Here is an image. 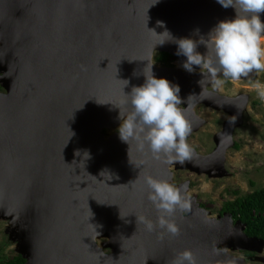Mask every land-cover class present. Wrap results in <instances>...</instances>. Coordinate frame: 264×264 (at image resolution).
<instances>
[{"label": "water", "instance_id": "water-1", "mask_svg": "<svg viewBox=\"0 0 264 264\" xmlns=\"http://www.w3.org/2000/svg\"><path fill=\"white\" fill-rule=\"evenodd\" d=\"M234 16L217 0H0V219L8 221L6 234L25 264H172L184 250L197 264H245L224 251L232 243L230 219L209 218L194 198L199 219L179 209L171 217L177 236L161 238L163 230L148 232L140 222L159 216L146 177L170 183L172 164L203 173L200 167L216 153L223 172L231 130L247 104L244 95L228 98L208 90L211 84L201 88L200 72L156 67L155 53L178 57L177 45L159 44L166 38L159 34L167 29L175 38H207L219 21ZM260 17L264 21V12ZM151 64L157 78L179 84L190 134L202 124L195 106L234 104L223 147L216 144L208 156L192 148L180 163L164 154L153 158L119 134L105 138L102 130L118 127L119 112L131 110L125 101ZM243 229L237 222L233 235L250 246L238 250L260 253L264 241ZM156 249L163 253L155 255Z\"/></svg>", "mask_w": 264, "mask_h": 264}, {"label": "clouds", "instance_id": "clouds-1", "mask_svg": "<svg viewBox=\"0 0 264 264\" xmlns=\"http://www.w3.org/2000/svg\"><path fill=\"white\" fill-rule=\"evenodd\" d=\"M217 3L226 9L233 8L235 16L219 21L207 38H175L167 29L159 34L166 37L159 44L173 41L177 45L178 65L180 56L185 58L181 63L183 72L187 71L190 75L200 72L202 79L197 83L201 88L211 84L218 89L227 79L240 80L254 72H264V21L260 17L264 12V0H217ZM158 24L164 27V22ZM200 45L206 48V52L198 51ZM152 69L153 64L147 74L143 73L144 83L134 86L130 101H125L131 105V110L125 115L119 112V138L128 145L135 141L141 152L147 148L153 158L164 154L183 163L193 152L187 143L191 127L184 114L185 109L181 107L185 101L180 96L179 84L163 77L157 78ZM124 81L126 85L129 83ZM255 88L260 98L264 99V86L257 82ZM85 153L88 157L89 154ZM146 183L150 189L148 199L159 216L155 222L146 217H141L140 222L148 232L157 228L163 230L161 238L164 234L179 235L180 229L171 217L178 209L189 208L186 198L177 187L165 180L149 176ZM172 264H197V261L191 250H184L177 254Z\"/></svg>", "mask_w": 264, "mask_h": 264}, {"label": "rangeland", "instance_id": "rangeland-1", "mask_svg": "<svg viewBox=\"0 0 264 264\" xmlns=\"http://www.w3.org/2000/svg\"><path fill=\"white\" fill-rule=\"evenodd\" d=\"M158 55L159 53L154 54L153 64L165 68L162 66L164 63L156 60ZM178 60V57L173 56L168 67L177 69ZM257 82L264 86V72H255L253 78L227 79L218 89H214L212 85L208 87V90L228 98L241 95L247 97V104L240 114V121L230 133L232 144L224 153L223 174L218 171L220 173L218 177L210 178L204 173L170 168L174 180L173 186L185 181L189 182L188 197L195 198L210 212L211 218H216L223 211L226 203L245 199L256 191L264 189V103L255 88ZM0 93H4L1 86ZM194 113L202 124L187 137V143L197 154L208 156L215 150V137L224 132L228 116L203 104L195 106ZM118 128L119 126L111 130L104 129L102 132L105 138H108L115 133L118 134ZM8 228V221L0 219V258L5 262H11L13 256L18 255L15 251L16 243L6 234ZM102 241L99 240L97 244L100 245ZM105 252L110 253V250ZM233 255L244 260L245 264H263L261 258L264 257V247L260 253H253L251 256L239 251L233 252Z\"/></svg>", "mask_w": 264, "mask_h": 264}, {"label": "trees", "instance_id": "trees-1", "mask_svg": "<svg viewBox=\"0 0 264 264\" xmlns=\"http://www.w3.org/2000/svg\"><path fill=\"white\" fill-rule=\"evenodd\" d=\"M170 58L173 56L167 53H159L156 60L167 65ZM223 211L230 214L233 220L245 225L244 233L248 237H255L264 241V189L256 191L245 199L226 203ZM25 262V259L20 255H14L11 262H5L0 258V264H25Z\"/></svg>", "mask_w": 264, "mask_h": 264}, {"label": "bare ground", "instance_id": "bare-ground-1", "mask_svg": "<svg viewBox=\"0 0 264 264\" xmlns=\"http://www.w3.org/2000/svg\"><path fill=\"white\" fill-rule=\"evenodd\" d=\"M185 58H183V57H181V60L179 61V67H178V69H180L181 71L183 70V71H185L182 67H181V63H182V61L184 60ZM187 72V71H186ZM211 105H214V107H219V108H221L220 110H224L229 116H230V118H234V116L236 115V109H235V106H234V104H231V103H229V102H222V103H220V101H212V102H209ZM206 106V105H205ZM209 107H212V106H209ZM214 107H212V108H214ZM217 110H219V109H217ZM191 127V126H190ZM221 136H220V140H221V142H219L217 139H216V137H215V141H214V143L215 144H218L220 147H223L224 146V144L226 143V138H227V132L225 131V133H221L220 134ZM216 146V145H215ZM220 149V148H219ZM217 153L216 154H214V156H213V158H211L209 161H207V162H205V166L203 165L202 167H200V168H202L204 171H203V173L204 172H207V173H204V174H207V175H209V177H214V176H218L219 174H218V168L220 167L218 164V159H217ZM173 165V164H172ZM172 165H170L169 167H171ZM174 166V165H173ZM168 167V168H169ZM234 233H235V231H234ZM234 233H227V235H228V238H231L230 239V241L232 242L231 243V247H226L225 249H224V251H226L227 249H230V251L231 250H236V249H238L237 247H243V248H245V247H249L250 246V243L248 242V241H246V240H242L241 239V237H240V234H237V235H233ZM234 243H236L238 246H236V247H234L233 246V244ZM251 247H253V245L251 246Z\"/></svg>", "mask_w": 264, "mask_h": 264}, {"label": "flooded vegetation", "instance_id": "flooded-vegetation-1", "mask_svg": "<svg viewBox=\"0 0 264 264\" xmlns=\"http://www.w3.org/2000/svg\"><path fill=\"white\" fill-rule=\"evenodd\" d=\"M171 59L172 58H170V61L168 62V64L171 62ZM168 64L166 65V64H162V66H164L165 68H169L168 67ZM208 108H211V107H208ZM211 109H214V108H211ZM214 110H216V109H214ZM218 111H220V112H224L227 116H228V120L225 122V126H226V124L231 120V118H230V116L224 111V110H218ZM220 136L221 135H219L216 139L219 141V142H221V138H220ZM215 141V140H214ZM216 145V144H215ZM170 168H174V166L172 165L171 167H169V169ZM176 170V169H175ZM178 170H181V169H178ZM219 174V173H218ZM207 175V174H206ZM207 177H209L208 175H207ZM214 177H216V176H214ZM214 177H210V178H214ZM218 177V176H217ZM170 184H172V185H174V180H173V175H172V177H171V182H170ZM185 184H187V186H186V191L185 192H183L182 191V187L181 186H183V185H185ZM175 187H177L180 191H181V193H182V195L186 198V200H187V202L189 203V208H187V209H184V210H180L179 209V211L178 212H180L181 213V215L183 216V217H188V214L190 213V214H192V212H193V214L194 215H196V219H199L198 217H199V215H198V213L196 212H194V208L192 209V207H191V203H190V197H188V192H189V188H190V186H189V182H187V181H185V182H183V183H180V184H176L175 185ZM183 193H185V194H183ZM195 199V198H194ZM195 202H196V204L198 205V207L200 208V209H202V210H204V211H206V212H208V217H210L211 216V214H210V212L207 210V209H205L203 206H201L200 205V203H198L197 202V200L195 199ZM196 210V209H195ZM223 217H226V218H228V219H230V225H229V229H228V233H234V231H235V228H236V224H237V222H239V221H235V220H233V218H232V216L230 215V214H228L226 211H221L217 216H216V218L215 219H220V218H223ZM211 218V217H210ZM241 223V222H240ZM242 224V223H241ZM244 228H245V225H244ZM242 233H243V231H242ZM104 242L106 241V239L105 240H103ZM243 252V253H245V254H247V256H251L253 253H257V252H250V251H246V250H238V249H236V250H231V251H225V253L227 254V255H229V256H231V257H233V258H236V259H240V258H238V257H236L235 255H233V252ZM111 252V251H110ZM228 252H230V253H228ZM159 253H163V251L161 250V249H156V250H154V254L156 255V254H159ZM166 253L168 254V251H166ZM244 261V260H243ZM224 264H232V263H229V262H226V261H222Z\"/></svg>", "mask_w": 264, "mask_h": 264}, {"label": "built area", "instance_id": "built-area-1", "mask_svg": "<svg viewBox=\"0 0 264 264\" xmlns=\"http://www.w3.org/2000/svg\"><path fill=\"white\" fill-rule=\"evenodd\" d=\"M262 102L264 103V99H262Z\"/></svg>", "mask_w": 264, "mask_h": 264}]
</instances>
